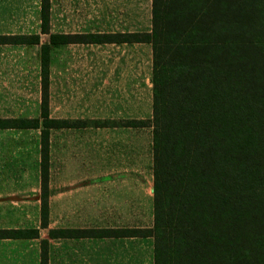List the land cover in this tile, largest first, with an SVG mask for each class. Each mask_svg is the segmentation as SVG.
<instances>
[{"label":"trees","instance_id":"16d2710c","mask_svg":"<svg viewBox=\"0 0 264 264\" xmlns=\"http://www.w3.org/2000/svg\"><path fill=\"white\" fill-rule=\"evenodd\" d=\"M40 18V33L0 35V44H40V115L0 118V129H40L43 228L50 130L88 122L50 117L51 45L148 42L153 63L152 118L120 121L152 126V226L49 237H152L153 264H264V0H152L151 30L127 33L51 32L50 0ZM39 237L38 228L0 229V238ZM40 259L49 264L48 238Z\"/></svg>","mask_w":264,"mask_h":264},{"label":"rangeland","instance_id":"374dc122","mask_svg":"<svg viewBox=\"0 0 264 264\" xmlns=\"http://www.w3.org/2000/svg\"><path fill=\"white\" fill-rule=\"evenodd\" d=\"M40 10L41 0H0V35L40 33ZM73 13V9H68V16L60 18L72 22L75 20ZM41 41L48 42L49 36L41 34ZM40 48V44H0V117L35 118L40 115ZM72 65L71 60L64 58L53 60L52 75L80 71V67ZM67 82L70 83L68 90H79L71 87L74 81ZM51 114L70 117L80 113L53 110ZM100 130L101 134L95 127H63L51 131L49 224L43 228L40 129H0V178L6 180L1 188L8 191V207L0 208V227L38 228L40 233L39 239L32 241H28L32 238H13L25 241L26 252H30L26 264H37V245H41V239L49 238L50 229L152 226V176L149 164L144 163L152 141V129L137 128L138 143L136 148L131 145L130 149L137 159L132 166L140 167L141 173L136 170L137 174L130 176L121 174L123 170L120 169L114 175L107 173L113 169H106L103 176L97 175L93 167L86 169L83 162L88 156L95 158L98 154V135L105 138L102 147L106 167L110 159L115 161V166L122 167L120 163L126 157L125 146L110 139L119 129ZM152 244L150 237L50 239L49 264H153Z\"/></svg>","mask_w":264,"mask_h":264},{"label":"crops","instance_id":"0c3cea01","mask_svg":"<svg viewBox=\"0 0 264 264\" xmlns=\"http://www.w3.org/2000/svg\"><path fill=\"white\" fill-rule=\"evenodd\" d=\"M68 1H72L71 4ZM72 8H69V7ZM68 9H73L75 20L64 21L60 17L68 16ZM91 17V19H89ZM93 17H96L94 19ZM152 26V0H50V30L54 33L75 32H137L150 31ZM64 58L71 60L73 65L80 67V71H72L71 75L64 71L60 75H52L53 60ZM152 46L148 42H89L65 43L51 45L50 51V90L49 112L53 118H75L87 120V124L74 128L98 129L99 134L107 127L119 129L114 132L116 140L125 146V158L120 166H115L114 160H106L104 154L105 138L99 136L97 156H88L84 161L86 169L95 168L97 175L116 174V170H123V175L130 176L139 173L140 167L134 168L137 159L131 145L136 148L138 143L137 128H151L145 126H126L122 122L129 119H151L153 116V85H152ZM57 80H65L58 83ZM71 87L79 90H68ZM41 102V81H40ZM55 112H72L65 117H56ZM6 118V117H0ZM104 120V121H103ZM114 121H118L115 123ZM92 122V123H91ZM108 122V123H105ZM68 128V127H65ZM58 128H52L51 131ZM119 134V135H116ZM153 135L148 157L144 163L149 164L153 185ZM51 149V137H50ZM51 154V152H50ZM133 154V157L130 156ZM93 167V168H92ZM6 180L0 178V208L8 207V191L2 189ZM1 228H8L1 226ZM152 238V237H150ZM37 238L28 239V241ZM39 239V238H38ZM50 239H57L49 237ZM153 248V244L151 245ZM41 245H37L36 258L40 264ZM24 240L0 238V264H26L30 260Z\"/></svg>","mask_w":264,"mask_h":264}]
</instances>
